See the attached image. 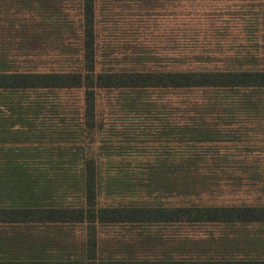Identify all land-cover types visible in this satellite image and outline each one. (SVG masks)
<instances>
[{
  "label": "trees",
  "instance_id": "16d2710c",
  "mask_svg": "<svg viewBox=\"0 0 264 264\" xmlns=\"http://www.w3.org/2000/svg\"><path fill=\"white\" fill-rule=\"evenodd\" d=\"M191 1L0 0V264H264V204L202 198L258 177L264 60L180 40Z\"/></svg>",
  "mask_w": 264,
  "mask_h": 264
},
{
  "label": "rangeland",
  "instance_id": "374dc122",
  "mask_svg": "<svg viewBox=\"0 0 264 264\" xmlns=\"http://www.w3.org/2000/svg\"><path fill=\"white\" fill-rule=\"evenodd\" d=\"M188 8H192V11L195 8V10L192 20L184 18L183 36L180 40L186 42L194 39L193 42L199 45L223 46L225 52L230 55H233L234 51L241 50L246 53L244 48L247 45L253 47V44H256L257 49H253L252 54L256 57L257 63H263L264 0H192L191 6L184 9ZM118 28L123 29L121 25H118ZM143 32L145 35L138 34L139 40H149L148 31L143 30ZM216 51V55H218L219 50ZM261 123L262 121H259L257 125ZM243 133L248 136L241 142L236 140L229 142L231 144L228 145L226 153L232 159L230 167L240 165L239 158L244 155L239 152L243 150L246 158L240 160L243 161L244 166L253 165V168L258 170V177L253 179V183L251 181L239 182L238 180L221 181V193L213 192L214 194L208 197L209 200L217 199L225 203L264 204V131L263 129L258 131L255 127L253 131ZM82 140H84L85 152L88 157H95L100 152L102 144L97 133L90 131ZM115 159L119 161L120 157ZM126 161L127 159L123 158L122 165ZM242 173L243 171L241 172L242 177H249ZM204 198L206 199L207 196Z\"/></svg>",
  "mask_w": 264,
  "mask_h": 264
},
{
  "label": "crops",
  "instance_id": "0c3cea01",
  "mask_svg": "<svg viewBox=\"0 0 264 264\" xmlns=\"http://www.w3.org/2000/svg\"><path fill=\"white\" fill-rule=\"evenodd\" d=\"M214 193H210L208 192L206 195H203V200H206L207 203H211V202H216V203H219L220 200H217V199H213V200H209L208 197L212 196ZM204 196H207V198L205 199Z\"/></svg>",
  "mask_w": 264,
  "mask_h": 264
}]
</instances>
